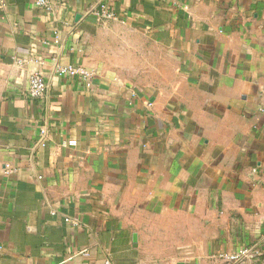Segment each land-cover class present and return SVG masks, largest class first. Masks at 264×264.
<instances>
[{"label": "crops", "instance_id": "obj_1", "mask_svg": "<svg viewBox=\"0 0 264 264\" xmlns=\"http://www.w3.org/2000/svg\"><path fill=\"white\" fill-rule=\"evenodd\" d=\"M51 3L0 0V264H264V0Z\"/></svg>", "mask_w": 264, "mask_h": 264}, {"label": "built area", "instance_id": "obj_2", "mask_svg": "<svg viewBox=\"0 0 264 264\" xmlns=\"http://www.w3.org/2000/svg\"><path fill=\"white\" fill-rule=\"evenodd\" d=\"M35 6L46 10H52L51 0H33ZM95 14L98 17L112 18L113 14L109 12L108 7L105 3H102L99 7V11ZM57 74L59 76H75L81 75L82 77H87L88 74L81 67L74 65H60L56 68ZM26 94L31 99H42L46 94V83L43 76L39 72H33L28 81V87ZM264 110V105L263 108ZM46 130L44 128L40 129V135L44 140ZM68 144L73 145L75 141H70ZM260 254V249L254 246L243 245L233 251H215L211 254L212 258L221 261L223 264H242L246 259L256 257ZM104 264H112V262L107 259Z\"/></svg>", "mask_w": 264, "mask_h": 264}, {"label": "water", "instance_id": "obj_3", "mask_svg": "<svg viewBox=\"0 0 264 264\" xmlns=\"http://www.w3.org/2000/svg\"><path fill=\"white\" fill-rule=\"evenodd\" d=\"M133 240H134V241L136 240V236H133Z\"/></svg>", "mask_w": 264, "mask_h": 264}]
</instances>
